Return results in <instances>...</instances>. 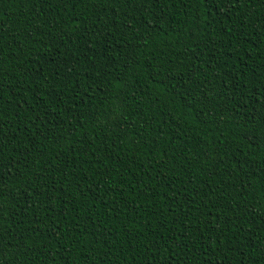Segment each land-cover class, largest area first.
Segmentation results:
<instances>
[{"label": "trees", "instance_id": "obj_1", "mask_svg": "<svg viewBox=\"0 0 264 264\" xmlns=\"http://www.w3.org/2000/svg\"><path fill=\"white\" fill-rule=\"evenodd\" d=\"M259 137L264 0H0V264H264Z\"/></svg>", "mask_w": 264, "mask_h": 264}, {"label": "snow or ice", "instance_id": "obj_2", "mask_svg": "<svg viewBox=\"0 0 264 264\" xmlns=\"http://www.w3.org/2000/svg\"><path fill=\"white\" fill-rule=\"evenodd\" d=\"M260 139H262V140H264V137H259ZM255 138H253V140H254Z\"/></svg>", "mask_w": 264, "mask_h": 264}]
</instances>
